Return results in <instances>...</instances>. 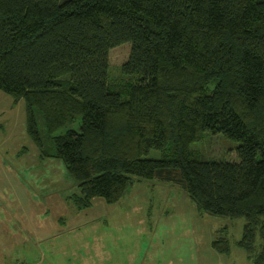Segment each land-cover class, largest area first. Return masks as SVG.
<instances>
[{"label":"trees","instance_id":"16d2710c","mask_svg":"<svg viewBox=\"0 0 264 264\" xmlns=\"http://www.w3.org/2000/svg\"><path fill=\"white\" fill-rule=\"evenodd\" d=\"M126 42L111 80L108 51ZM0 90L75 181L76 211L136 180L172 184L244 218L234 246L264 264V0H0ZM205 131L236 141L237 160L194 150Z\"/></svg>","mask_w":264,"mask_h":264},{"label":"rangeland","instance_id":"374dc122","mask_svg":"<svg viewBox=\"0 0 264 264\" xmlns=\"http://www.w3.org/2000/svg\"><path fill=\"white\" fill-rule=\"evenodd\" d=\"M129 51V42L108 51L111 80ZM236 146L208 131L191 144L223 161L237 160ZM38 151L25 130L24 102L12 105L0 90V264H253L234 246L244 218L203 212L179 187L150 179L136 180L117 202L94 197L76 211L65 194L77 185L63 162ZM218 229L229 253L212 246Z\"/></svg>","mask_w":264,"mask_h":264}]
</instances>
